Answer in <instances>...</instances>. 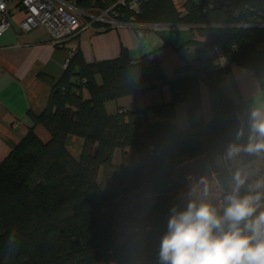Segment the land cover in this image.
Returning <instances> with one entry per match:
<instances>
[{
	"label": "trees",
	"instance_id": "1",
	"mask_svg": "<svg viewBox=\"0 0 264 264\" xmlns=\"http://www.w3.org/2000/svg\"><path fill=\"white\" fill-rule=\"evenodd\" d=\"M184 5L185 12L179 13L171 0H144L137 13L118 12L122 20L133 15L137 23L196 26L205 39L200 45L207 50L217 46L225 64L169 80L157 59L148 55L132 60L122 50L114 60L84 64L74 53L46 108L32 115L50 139L43 143L29 129L0 162V264H158L170 209L186 206L173 196L176 170L213 154L224 158L246 119V108L228 97L220 83L236 65L252 71L264 89V0H185ZM201 82L209 89V122L198 118ZM157 85H168L169 102L113 114L105 110L106 101ZM178 103L188 104L187 130L172 121ZM68 136L82 140L77 158L66 146ZM130 148L139 161L135 166L127 156ZM116 149L120 164L112 162ZM254 157L264 163V156ZM235 171L226 165L215 168L223 194L212 204L221 213ZM260 176L264 170L248 182ZM145 186L151 192L134 204L128 219L131 232L114 246L116 201Z\"/></svg>",
	"mask_w": 264,
	"mask_h": 264
},
{
	"label": "crops",
	"instance_id": "2",
	"mask_svg": "<svg viewBox=\"0 0 264 264\" xmlns=\"http://www.w3.org/2000/svg\"><path fill=\"white\" fill-rule=\"evenodd\" d=\"M79 7H87L88 0H71ZM11 26L0 35V162L17 146L21 138L32 129L38 139L45 143L50 139L46 128L34 124L32 115H39L48 105L54 85L65 71L74 53H79L84 64L95 61L116 59L122 50H126L132 60L143 56L157 59L167 79L184 78L195 73L205 74L225 64L218 53H209L200 45L205 41L196 31L164 30L151 31L140 35L131 27L106 30L88 29L69 39L60 47H54L49 33L43 27L23 31L20 23L25 18V11L18 0L9 3ZM189 41H193L186 45ZM79 60L75 62V68ZM188 65L186 70H178ZM101 84L100 75H95ZM224 93L248 112L254 106L264 105V89L260 88L254 73L248 69L232 65L230 72L220 83ZM86 96V91H83ZM171 100L168 85L142 86L131 95L106 101L105 110L113 114L122 110H142L151 105L166 103ZM201 109L198 115L202 122L212 119L211 102L208 86L200 83ZM180 117L181 125L177 117ZM179 129L189 127L188 104L178 103L172 120ZM74 141L82 147V140L68 136L66 142ZM77 158V152L69 149ZM137 165V164H136Z\"/></svg>",
	"mask_w": 264,
	"mask_h": 264
},
{
	"label": "clouds",
	"instance_id": "3",
	"mask_svg": "<svg viewBox=\"0 0 264 264\" xmlns=\"http://www.w3.org/2000/svg\"><path fill=\"white\" fill-rule=\"evenodd\" d=\"M243 155L264 156V105L248 110L227 145L228 159ZM248 179L240 169L232 174L222 213L207 199L203 178L193 186L186 206L170 209L158 264H264V176Z\"/></svg>",
	"mask_w": 264,
	"mask_h": 264
},
{
	"label": "built area",
	"instance_id": "4",
	"mask_svg": "<svg viewBox=\"0 0 264 264\" xmlns=\"http://www.w3.org/2000/svg\"><path fill=\"white\" fill-rule=\"evenodd\" d=\"M10 1L12 0H0V35L11 26L8 8ZM143 1L88 0L87 7L81 8L71 0H18L19 6L25 11V18L20 26L23 31L43 27L49 33V42L54 47L62 46L69 39L88 29L131 27L140 35L148 31L159 33L166 29L195 31L196 26L192 25L137 23L133 15L128 20H122L123 15L120 18L119 9L137 13ZM171 1L177 12H185V0ZM208 52L218 53V47L214 46Z\"/></svg>",
	"mask_w": 264,
	"mask_h": 264
},
{
	"label": "rangeland",
	"instance_id": "5",
	"mask_svg": "<svg viewBox=\"0 0 264 264\" xmlns=\"http://www.w3.org/2000/svg\"><path fill=\"white\" fill-rule=\"evenodd\" d=\"M199 2L200 0H194ZM169 32L175 33L172 29H166ZM178 124L181 125L180 117H177ZM48 132V131H47ZM67 148L71 149L74 153L77 152L79 156L81 152V145L76 144L74 141L66 142ZM127 156L131 158L130 165L135 166L138 164V158L134 151L130 148L127 151ZM212 160V162H211ZM112 162L114 164H120L122 162L121 151L116 149ZM224 165L228 170L240 169L244 171L248 177H253L259 171L264 170V163H262L260 158L254 156L243 155L241 158L230 160L226 156L224 158H219L218 155L213 154L210 159L203 157L202 159H197L191 162H185L179 169L176 170L174 176L175 188L173 196L183 200L185 204L188 202L189 193L193 186L199 184L203 178L207 185L209 195L207 199L209 202L220 201L223 194L221 186L218 185L216 179L215 168H222ZM203 186L201 185V188ZM231 190V183L229 185V191ZM151 190L148 186H145L139 191H136L129 195L120 196L116 201V219L114 225V246H118L125 237L131 232V227L129 225V217L134 204L147 197ZM98 264H109L106 261H101Z\"/></svg>",
	"mask_w": 264,
	"mask_h": 264
}]
</instances>
